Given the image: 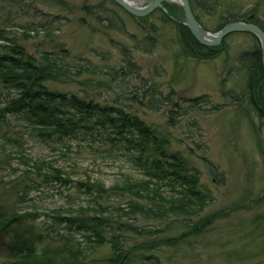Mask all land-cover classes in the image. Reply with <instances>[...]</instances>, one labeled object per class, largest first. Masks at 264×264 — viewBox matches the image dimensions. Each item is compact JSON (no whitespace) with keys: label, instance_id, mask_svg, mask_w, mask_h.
Masks as SVG:
<instances>
[{"label":"trees","instance_id":"trees-1","mask_svg":"<svg viewBox=\"0 0 264 264\" xmlns=\"http://www.w3.org/2000/svg\"><path fill=\"white\" fill-rule=\"evenodd\" d=\"M36 1L59 6L62 11L69 9L65 0ZM108 2L126 12L112 0L84 5L82 10L108 28L124 31L122 19L114 9L107 7ZM190 2L201 24L198 10L212 14L214 9L221 7L219 0ZM164 6L170 16L177 17L176 8L168 2ZM162 13L166 21H173L167 13ZM8 18L0 14V42L10 41L0 43V171L14 176V180L9 182L0 177V242L9 236L14 238L6 247L7 255L11 257L6 264H131L134 260L143 264H161L154 251L180 243L185 235L151 243L150 237L163 231L157 227L158 224L170 219L181 220L190 226V234H197L220 217L218 213L201 217L214 197L201 185L200 172L190 159L195 157V151L189 149L186 156L183 152L171 150L169 138L141 119L134 106L152 111L163 110L168 115L169 124L176 125L189 114L186 104L203 113L249 104L259 119L254 129L259 149L264 154V69L260 42L254 34L233 33L220 46L207 47L201 45L185 25L180 22L175 24L186 57L211 61L225 53L233 61L229 75L233 72L244 81L242 86L235 80L233 91L226 93L224 89L228 78H223L225 102L214 104L209 94L190 99L177 98L175 91L165 95L156 83L142 77L132 50L126 46H121L124 56L122 67L109 68V71L93 65L88 59L76 63L71 51L62 46L38 48L35 53H30L9 35L8 26H5ZM81 21L86 19L81 18ZM233 22L252 23L264 31V21L259 17L257 7H253L244 12L230 9L221 12L214 32ZM27 27L23 32L25 40L38 37L43 32L46 37L52 35L47 23ZM238 33L252 37L255 43L248 48L230 50L227 39ZM131 37L135 39V36ZM149 39L152 43L148 44L152 46L155 39L151 36ZM103 56L107 57V54ZM84 74L106 78L107 87L104 88L111 92L113 99L109 93L102 95V91L93 94L85 90L69 93L48 87L49 83L74 80L72 76L81 78ZM138 81L139 85L133 84ZM12 116L17 120L11 121ZM191 124L197 126V120ZM29 139L57 143L66 148H62L57 159L51 158L26 148ZM71 141L77 142V150ZM96 143L100 146L109 144V153H114L116 149L125 150L122 154L128 156V162L134 165L142 178L130 173L109 187L104 182L89 178L73 180L75 171H67L59 158H70L72 150L78 155L84 145L93 149ZM208 163L213 172L218 170L213 163ZM54 185L79 190L90 197L92 204L84 206L70 201V206L66 208L42 207L36 202L33 192ZM25 204L28 205L25 207ZM41 216L51 218V225L64 226L67 233L62 236V247L38 254L29 241L33 243L41 237L35 232ZM74 232L82 234L93 246L108 244L111 254L100 263L90 262L76 243ZM134 235L144 239L132 241Z\"/></svg>","mask_w":264,"mask_h":264},{"label":"rangeland","instance_id":"rangeland-1","mask_svg":"<svg viewBox=\"0 0 264 264\" xmlns=\"http://www.w3.org/2000/svg\"><path fill=\"white\" fill-rule=\"evenodd\" d=\"M65 1L69 9L62 11L59 6L39 4L36 0H0V14L9 16L5 25L8 26L9 35L30 53H35L38 48L41 50L62 46L71 51L76 63L88 59L93 65L109 71V68L122 67L124 56L121 46H126L132 50L133 58L142 70V77L156 83L165 95L175 91L177 98L190 99L209 94L214 104H220L225 102L222 93L223 78H228L224 89L226 93L233 91L235 80L239 85H244L242 78L233 72L229 75L233 61L225 53L211 61L195 60L184 55L175 25L184 21V14L177 1L168 2L178 10L177 17L172 16L174 22L166 21L160 10L143 18H134L108 2L107 7L114 9L122 19L124 31L108 28L82 10L84 5H97L102 0ZM131 1L138 7H145L152 0ZM219 1L220 9H214L212 14L198 10L202 24L213 33L219 25V14L228 9L244 12L257 7L258 15L264 21V0ZM165 9L168 12L166 7ZM24 13L30 15L25 16ZM81 18L86 21L82 22ZM40 22L48 24L52 35L46 37L43 32L38 37L25 40L23 32L28 29L27 26ZM131 36H135V39ZM150 36L155 39L152 46L148 44L152 43ZM254 43L252 37L239 33L227 39L228 48L232 51L248 48ZM105 53L107 57L103 56ZM72 77L74 80L49 83L48 87L69 93L85 90L93 94L102 91V95L109 93L113 99L111 92L104 88L107 87L106 78L102 75L84 74L81 78L75 75ZM139 82L133 84L139 85ZM185 107L189 114L172 125L163 110L152 111L134 106L141 119L169 138L171 150H178L186 156L190 150L195 151V157L191 156L190 159L200 172L201 185L214 197L201 217L214 213L220 214V217L197 234H190V226L181 220L170 219L158 224L157 227L163 231L150 237L151 243L159 239L185 236L180 243L163 246L159 251H154V254L159 257L161 264H264V154L259 149L254 129V124L259 122L256 112L246 103L244 106H228L218 112L206 113L198 108L191 109L187 104ZM15 119V116L10 117L11 121ZM194 120H197L198 125L193 127L191 123ZM70 143L77 150V142ZM59 147L57 143L34 139L26 142V148L33 153L56 159L62 148H66ZM109 149V144L100 146L96 143L93 149L84 145L78 155L72 150L70 158L59 159L67 171H75L72 174L73 180L89 178L104 182L109 187L130 173L142 178L134 165L128 162V156L122 154L125 150L116 149L114 153H109ZM208 161L217 167L215 173ZM0 177L6 182L14 180V176L8 175L6 171H0ZM41 188L40 192H33V197L44 208H66L70 206V201L84 206L92 204L90 197L79 190L58 185ZM76 203L73 205L76 206ZM39 221L35 232L41 234V237L33 243L29 241L36 253L42 254L62 247V236L67 233L65 227L51 225L52 220L47 216H41ZM73 235L90 262L100 263L111 254L108 244L93 246L82 234L74 232ZM133 238L132 241L144 239L135 235ZM13 239V236H9L0 242V264L11 261L6 247ZM131 264L143 263L134 260Z\"/></svg>","mask_w":264,"mask_h":264},{"label":"water","instance_id":"water-1","mask_svg":"<svg viewBox=\"0 0 264 264\" xmlns=\"http://www.w3.org/2000/svg\"><path fill=\"white\" fill-rule=\"evenodd\" d=\"M122 7L129 14L136 17H146L158 9H162L165 12L164 7L165 2L177 1L184 13V21L182 22L185 25L194 38L203 46L207 47H218L221 45L223 40L229 35L237 32H249L254 34L261 46L262 52V63L264 69V31L257 25L246 22H233L222 28L218 32H211L207 30L196 18L190 0H152L145 7H138L129 0H112Z\"/></svg>","mask_w":264,"mask_h":264},{"label":"bare ground","instance_id":"bare-ground-1","mask_svg":"<svg viewBox=\"0 0 264 264\" xmlns=\"http://www.w3.org/2000/svg\"><path fill=\"white\" fill-rule=\"evenodd\" d=\"M130 2H132L131 0H129ZM133 3V2H132Z\"/></svg>","mask_w":264,"mask_h":264},{"label":"flooded vegetation","instance_id":"flooded-vegetation-1","mask_svg":"<svg viewBox=\"0 0 264 264\" xmlns=\"http://www.w3.org/2000/svg\"><path fill=\"white\" fill-rule=\"evenodd\" d=\"M168 13V12H167Z\"/></svg>","mask_w":264,"mask_h":264}]
</instances>
